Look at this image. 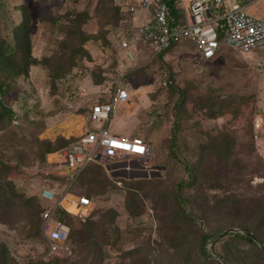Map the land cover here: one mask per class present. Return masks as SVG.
<instances>
[{
    "label": "rangeland",
    "instance_id": "1",
    "mask_svg": "<svg viewBox=\"0 0 264 264\" xmlns=\"http://www.w3.org/2000/svg\"><path fill=\"white\" fill-rule=\"evenodd\" d=\"M128 1L0 0V40L10 41L23 6L34 61L24 75H0L9 91L0 97L4 263L223 264L216 257L222 256L229 264H259L264 132L254 140L252 129L254 117H264V47L245 53L222 47L210 61L175 47L129 66L113 18L114 7L118 20ZM249 1L242 2L244 13L264 21V0ZM119 67L128 71L120 85H130V98L112 112L107 129L145 139L149 153L99 161L75 174L60 148L86 125L89 98L79 89L91 92L92 83L115 79ZM221 137L230 145L227 166L209 148ZM42 190L60 201L55 216L69 230L64 250L52 256L38 226ZM80 196L91 202L83 220L73 203ZM242 227L261 244L233 237ZM210 234L207 260L200 248Z\"/></svg>",
    "mask_w": 264,
    "mask_h": 264
},
{
    "label": "built area",
    "instance_id": "2",
    "mask_svg": "<svg viewBox=\"0 0 264 264\" xmlns=\"http://www.w3.org/2000/svg\"><path fill=\"white\" fill-rule=\"evenodd\" d=\"M183 1L175 0V16L170 14L165 0H129L124 5L119 19L118 49L129 66L144 58L151 61L170 47L183 45L190 46L202 61L214 59L222 47L242 53L264 47V21L245 14L243 0H189L188 10ZM139 50L146 53L140 61L134 54ZM127 73L119 67L115 79L92 86L91 92L79 89L81 96L89 98L86 125L82 134L62 149L66 164L75 174L99 161L143 159L148 155L143 139L113 135L107 129L112 112L129 101L130 85L126 81V85H120ZM252 130L254 140L260 139L264 132L263 116L254 117ZM39 199L46 204L40 212L39 232L47 255H57L64 250L69 234L68 227L55 216L61 215L60 201L49 190H42ZM73 203L79 219L89 216L91 202L87 197L80 196Z\"/></svg>",
    "mask_w": 264,
    "mask_h": 264
},
{
    "label": "trees",
    "instance_id": "3",
    "mask_svg": "<svg viewBox=\"0 0 264 264\" xmlns=\"http://www.w3.org/2000/svg\"><path fill=\"white\" fill-rule=\"evenodd\" d=\"M167 7L169 9V12L172 16H175V10H174V2L175 0H165ZM21 9V15H22V20L19 24L14 25L13 29L11 30V39L10 41H5V39L0 40V75L9 73L10 72V77H15V76H20L24 75L27 71V68L30 65L34 64L33 59L30 56V47H29V26H28V17L27 14L25 13V9L23 6L20 7ZM115 10V15H114V23L116 24L118 22V26L120 25L119 19L117 20V12L118 8L114 7ZM171 48V47H170ZM169 48V49H170ZM164 53V52H162ZM158 57L161 56V53L157 55ZM7 73V75H8ZM61 76V75H60ZM56 78V77H55ZM54 78V79H55ZM60 78V77H57ZM53 79V78H52ZM99 83V82H97ZM93 85H100V84H94ZM7 86L3 84V82H0V97L8 93L9 91L7 90ZM226 101V100H225ZM231 102V101H228ZM175 130L176 126L173 125L172 127V134L169 139L168 145L170 149V156H174V152L172 151V148L175 147ZM62 139V146L60 149H64L68 147L71 143H73L75 140H68V141H63ZM145 141V139H144ZM212 152L217 154L218 161L221 165H226V160L228 159V155L230 154V145L228 141L224 142V138L221 137L220 143L217 147H209ZM88 166V165H87ZM227 166V165H226ZM86 167V166H85ZM84 167V168H85ZM83 168V169H84ZM82 169V170H83ZM191 179H193L192 175L190 176ZM60 222V218H57ZM62 223V222H61ZM40 226V216H39V225ZM240 231L243 232V234H237L233 233V237H236L242 241H245L251 246H255L256 244L260 245L261 243L257 240L256 236L250 233V231L244 227L240 229ZM214 235V234H213ZM213 235H204L202 237V246L200 248L201 255L206 258L207 260L210 259L209 254H207L206 251H204V245L209 240ZM69 237V234H68ZM264 249L261 248V250L258 251L259 255H261L259 259V264H264ZM4 255L5 251L2 249L0 251V264H5L4 263ZM263 255V256H262ZM221 260L223 264H229L228 260L226 257L222 256H216ZM247 264H258L256 259L251 260Z\"/></svg>",
    "mask_w": 264,
    "mask_h": 264
},
{
    "label": "crops",
    "instance_id": "4",
    "mask_svg": "<svg viewBox=\"0 0 264 264\" xmlns=\"http://www.w3.org/2000/svg\"><path fill=\"white\" fill-rule=\"evenodd\" d=\"M182 47H184L183 49H186V48H190V50H191V52L193 53V51H192V49H191V47L190 46H188V45H183ZM145 52L144 51H137L136 53H134L135 54V56L137 57V60H141V59H143V55L142 54H144ZM194 54V53H193ZM195 55V54H194Z\"/></svg>",
    "mask_w": 264,
    "mask_h": 264
},
{
    "label": "bare ground",
    "instance_id": "5",
    "mask_svg": "<svg viewBox=\"0 0 264 264\" xmlns=\"http://www.w3.org/2000/svg\"><path fill=\"white\" fill-rule=\"evenodd\" d=\"M75 205V204H74Z\"/></svg>",
    "mask_w": 264,
    "mask_h": 264
}]
</instances>
